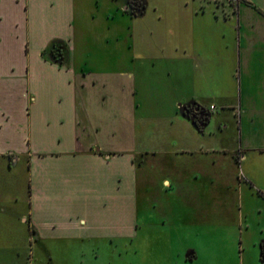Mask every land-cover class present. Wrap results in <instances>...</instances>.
<instances>
[{
	"label": "crops",
	"instance_id": "1",
	"mask_svg": "<svg viewBox=\"0 0 264 264\" xmlns=\"http://www.w3.org/2000/svg\"><path fill=\"white\" fill-rule=\"evenodd\" d=\"M130 1L0 0V252L194 233L212 258L230 214L236 257L209 264H259L264 0Z\"/></svg>",
	"mask_w": 264,
	"mask_h": 264
},
{
	"label": "rangeland",
	"instance_id": "2",
	"mask_svg": "<svg viewBox=\"0 0 264 264\" xmlns=\"http://www.w3.org/2000/svg\"><path fill=\"white\" fill-rule=\"evenodd\" d=\"M229 1L235 2V0ZM58 45L56 43V47ZM228 204L230 205V203ZM218 219L219 230L211 237L207 236L208 240L214 243L212 248L215 255L212 258L207 253L206 246L201 244L200 238L194 233L185 239L184 237L179 239L174 233H167L160 241L147 240L145 239L147 235L144 233L141 235L144 240H141L140 237L139 240H133V242L123 239L114 240L113 243L101 242L103 244L95 245L60 240L47 244V249L36 245L34 239L27 234V242L24 243L22 239L20 241L17 239L19 241L17 251L14 248L1 251L0 259L16 260L17 264H174L173 260L176 259L179 252L184 251L185 248L193 247L197 249L202 264H209L210 259H212L211 262L218 263L222 257H230L232 253L236 257L235 253L238 251L236 247L240 241L236 224L239 219L235 218L234 226L230 225V214L220 216ZM241 221L243 224L241 243L245 249L244 258L248 262H255L258 245L260 241H264V213L249 212ZM208 240L204 239L203 241L208 242Z\"/></svg>",
	"mask_w": 264,
	"mask_h": 264
},
{
	"label": "flooded vegetation",
	"instance_id": "3",
	"mask_svg": "<svg viewBox=\"0 0 264 264\" xmlns=\"http://www.w3.org/2000/svg\"><path fill=\"white\" fill-rule=\"evenodd\" d=\"M130 4H132L133 6H134V0H131L130 1ZM130 7H131V9H134L131 5H130ZM139 10H140V7H137ZM137 8H135V9H137ZM138 10V11H139ZM188 110V112H189V114H190V117L193 119V120H196L197 122H201V121H206V115H205V113H203V116H200V114H199V111L198 112H196L195 110H194V108H188L187 109Z\"/></svg>",
	"mask_w": 264,
	"mask_h": 264
},
{
	"label": "trees",
	"instance_id": "4",
	"mask_svg": "<svg viewBox=\"0 0 264 264\" xmlns=\"http://www.w3.org/2000/svg\"><path fill=\"white\" fill-rule=\"evenodd\" d=\"M236 1H240V0H236ZM139 10V9H138ZM140 10H141V7H140ZM56 43L57 42H53L52 43V46H51V52L56 48ZM58 46H61L60 44ZM46 54V52H42V55L44 56ZM260 251H261V254H260V262L261 264H264V241L261 242L260 244Z\"/></svg>",
	"mask_w": 264,
	"mask_h": 264
},
{
	"label": "water",
	"instance_id": "5",
	"mask_svg": "<svg viewBox=\"0 0 264 264\" xmlns=\"http://www.w3.org/2000/svg\"><path fill=\"white\" fill-rule=\"evenodd\" d=\"M196 112H198L199 111V109H194ZM199 114H200V116H203V113L202 112H199Z\"/></svg>",
	"mask_w": 264,
	"mask_h": 264
}]
</instances>
